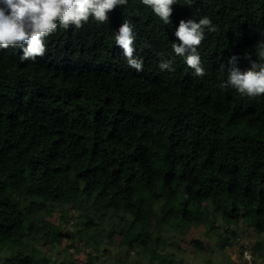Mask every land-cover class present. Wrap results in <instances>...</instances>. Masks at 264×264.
Instances as JSON below:
<instances>
[{
	"label": "trees",
	"instance_id": "obj_1",
	"mask_svg": "<svg viewBox=\"0 0 264 264\" xmlns=\"http://www.w3.org/2000/svg\"><path fill=\"white\" fill-rule=\"evenodd\" d=\"M172 8L164 25L128 0L107 23L58 29L35 61L0 49V264H51L49 247L65 234L39 216L49 203L112 211L127 225L109 240L139 249L142 264H189L160 250V227L200 225L210 213L264 237V96L220 87L229 57L241 71L246 55L256 59L264 0H177ZM205 16L218 31H205V74L196 77L171 44L181 19ZM123 20L132 22L141 72L115 45ZM161 60L174 71H161Z\"/></svg>",
	"mask_w": 264,
	"mask_h": 264
},
{
	"label": "clouds",
	"instance_id": "obj_2",
	"mask_svg": "<svg viewBox=\"0 0 264 264\" xmlns=\"http://www.w3.org/2000/svg\"><path fill=\"white\" fill-rule=\"evenodd\" d=\"M186 2L191 5V0ZM127 3L128 0H0V49L19 48L22 50L21 62L35 61L44 56L48 37L58 29L66 31L70 26L79 29L90 18L98 24L107 23L108 13ZM141 3L151 8L164 25H168L171 23L172 6L177 4V0H141ZM206 30L209 33L218 31L207 16L198 22L181 19L174 31L179 43L171 44L174 55L182 57L196 77L205 74L198 48L205 39ZM114 41L122 49L127 66L136 72L143 71V59L135 55V35L130 20H123ZM255 47V60L250 55L245 56L250 64L245 71L236 66L238 57L228 58L227 79L221 83L222 89L231 88L250 98L264 96V39ZM158 67L161 71H174L171 60H161ZM246 258L249 262L253 259L250 253Z\"/></svg>",
	"mask_w": 264,
	"mask_h": 264
},
{
	"label": "rangeland",
	"instance_id": "obj_3",
	"mask_svg": "<svg viewBox=\"0 0 264 264\" xmlns=\"http://www.w3.org/2000/svg\"><path fill=\"white\" fill-rule=\"evenodd\" d=\"M84 204L79 207L76 203H49L45 206L47 212L39 215L65 234L62 244L49 247L47 256L51 264H86L89 258L91 264H142L145 261L139 249L130 251L108 238L110 232L122 231L126 221H120L109 210L92 214ZM208 210H212L210 205ZM123 218L130 219L126 215ZM159 232L160 250L189 264H264V237L242 220L227 223L221 215L210 213L200 225L174 222L162 225ZM194 240L209 243L211 249H198ZM248 253L253 257L251 262L246 258Z\"/></svg>",
	"mask_w": 264,
	"mask_h": 264
}]
</instances>
